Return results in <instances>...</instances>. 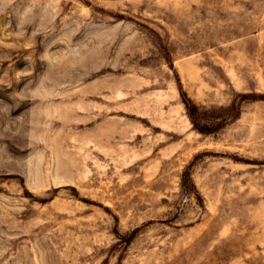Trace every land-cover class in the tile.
I'll list each match as a JSON object with an SVG mask.
<instances>
[{
    "label": "rangeland",
    "instance_id": "obj_1",
    "mask_svg": "<svg viewBox=\"0 0 264 264\" xmlns=\"http://www.w3.org/2000/svg\"><path fill=\"white\" fill-rule=\"evenodd\" d=\"M0 264H264V0H0Z\"/></svg>",
    "mask_w": 264,
    "mask_h": 264
}]
</instances>
